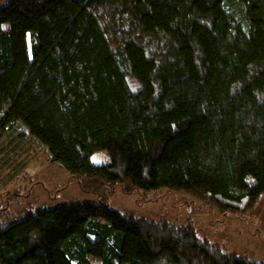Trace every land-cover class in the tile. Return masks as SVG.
Here are the masks:
<instances>
[{"label":"trees","instance_id":"trees-1","mask_svg":"<svg viewBox=\"0 0 264 264\" xmlns=\"http://www.w3.org/2000/svg\"><path fill=\"white\" fill-rule=\"evenodd\" d=\"M34 143L72 178L106 153L114 184L247 216L264 200V0H10L0 172ZM8 205L0 264H264L102 203Z\"/></svg>","mask_w":264,"mask_h":264},{"label":"rangeland","instance_id":"rangeland-1","mask_svg":"<svg viewBox=\"0 0 264 264\" xmlns=\"http://www.w3.org/2000/svg\"><path fill=\"white\" fill-rule=\"evenodd\" d=\"M9 1L0 0V7ZM16 162L27 165L19 175H13L8 168L0 172V208L9 203L7 209L15 217L41 207L84 201L102 203L119 213L152 222L192 226L199 237L218 245L226 253L264 261V200L247 216L235 217L222 215L215 207L182 192L136 191L105 178L102 167L110 163L106 153L95 155L92 158L94 169L78 178L53 165L47 150L37 143ZM13 194L22 197L18 204L8 200Z\"/></svg>","mask_w":264,"mask_h":264}]
</instances>
